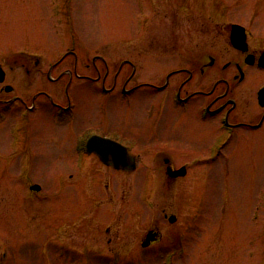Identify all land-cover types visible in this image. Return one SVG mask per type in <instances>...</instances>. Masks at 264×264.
Segmentation results:
<instances>
[{
  "label": "rangeland",
  "instance_id": "rangeland-1",
  "mask_svg": "<svg viewBox=\"0 0 264 264\" xmlns=\"http://www.w3.org/2000/svg\"><path fill=\"white\" fill-rule=\"evenodd\" d=\"M153 12L177 17L178 33H185L186 17L200 29L222 30L241 21L264 43V0H0L2 64L11 69L28 63L26 51L41 54L46 70L47 60L62 55L67 54L65 67L72 62L64 79L71 101L61 100L65 111L59 118L47 111L41 126L34 122L21 133L9 131L15 121L0 122V258L9 245L19 250L10 264H167L166 253L180 245L185 252L177 249L171 264H264V130L238 133L216 157L213 149L166 150L178 162L191 161L187 176L172 179L176 170L169 176L155 160L156 150L131 146L138 144L141 122L161 114L153 96L143 90L127 96L106 92V75L80 77L100 73L84 63H117L126 46H137ZM167 71L154 64L138 69L143 78ZM10 79L16 91L28 92L20 68L10 70ZM240 90L248 101L249 87ZM167 123L184 136L216 134L211 121L199 123L190 115L172 114ZM93 130L130 143L139 154L137 168L115 171L92 155L88 170L79 171L73 161L77 142ZM20 163L27 166L26 179L43 186L38 196H25ZM150 229L159 239L145 249L142 240Z\"/></svg>",
  "mask_w": 264,
  "mask_h": 264
},
{
  "label": "flooded vegetation",
  "instance_id": "flooded-vegetation-1",
  "mask_svg": "<svg viewBox=\"0 0 264 264\" xmlns=\"http://www.w3.org/2000/svg\"><path fill=\"white\" fill-rule=\"evenodd\" d=\"M152 1L154 5L156 0ZM172 11H175L174 5ZM173 16L155 17L153 12V17L147 21L145 19L137 46H126L125 56H122L119 62L112 63L106 58L100 64L96 60L88 61L84 65L94 68V71L99 70L100 73L80 76L84 79H98V75H106L102 87L106 92L117 91L127 96L129 93L143 90L148 97L153 96L154 102H158L161 108V114L153 122L142 121L138 144H129L132 147L136 144L135 147L156 150L155 160L157 162L160 160L158 165L164 166V171L169 176L174 173L171 172L172 168L177 171L187 166L189 171L191 161L178 162L175 158L165 156L164 152L168 149L191 146L210 151L217 145L221 151L224 145L238 133L240 136L252 131L264 130V78L258 77L263 74L258 71L264 72V43L254 40V37L258 36L255 30L241 21H231L222 30L207 27L200 29L196 27V19L186 17L184 18L185 33H178L177 17ZM237 23L246 27V30L241 29V33L246 32L244 39L241 35L235 38L233 36V25ZM184 37H187L185 44L182 43ZM223 43L228 46L231 56H226ZM26 53L30 56V61L22 62L18 66L12 65L11 69H8L7 64L0 62L4 69V73L0 72V77L2 75L4 77L0 80V122L15 121L9 126V131L12 133H21L24 129L29 131L34 122L37 126H41L47 119V111H51L53 116L59 118L65 111L61 100L67 96L71 101L70 86L66 88L64 79L72 62L68 64V68L65 67L63 61L67 57L62 55L57 62L47 60L49 66L46 70L41 54L28 53V51ZM153 64L157 70L168 69V71L160 78L155 77V74L147 78L141 77L138 72L140 66L150 69ZM72 66L80 65L74 62ZM19 68L26 78L28 89L26 94L16 91V85L10 79V70ZM55 70L56 74H54ZM102 70L105 72L102 73ZM258 81L261 84L256 89L255 85ZM245 84L249 87L248 101L244 97L245 94L241 95L240 90ZM243 99L246 101L243 102ZM177 113L190 115L194 120H199V123L211 121L216 125L215 137L211 138L208 134L204 137L200 134L184 136L185 133L181 128H175L171 123H167V119ZM223 131H226V135L219 136ZM94 134L110 137L124 144L136 158L138 165L139 154H134L131 146L121 137L111 132L93 130L87 131L82 140L77 142V153L73 161L79 171L87 169L89 157L92 155L105 164L97 152L89 150L88 142ZM21 163L20 171H23V175L19 179L21 188L24 186L25 196L30 198L33 195L38 196L42 193L43 186L26 179L27 166ZM106 166L119 172L135 170L118 169L113 164ZM176 171L177 176L171 177L172 179L185 177L188 174L187 172L185 175H179ZM17 181L19 182L18 179ZM150 230L156 234L145 249L159 239V232L156 229ZM148 234L142 243L148 239ZM175 249L179 248L175 247ZM17 251H19L17 248L9 245L0 258V264H10ZM60 253L63 256V252Z\"/></svg>",
  "mask_w": 264,
  "mask_h": 264
},
{
  "label": "water",
  "instance_id": "water-1",
  "mask_svg": "<svg viewBox=\"0 0 264 264\" xmlns=\"http://www.w3.org/2000/svg\"><path fill=\"white\" fill-rule=\"evenodd\" d=\"M234 26V38L242 37L245 38L246 33H241V29L245 30V27L239 24ZM235 40V39H234ZM0 72L4 73L2 66L0 64ZM3 75L0 77V80H3ZM102 144V145H100ZM89 150L97 152L100 157L107 163H113L118 168L124 169H134L137 166L136 159L130 155L128 148L116 140L108 139L100 135H94L89 141ZM116 156V157H114ZM112 157V158H111ZM177 174L183 175L186 174L187 168L183 167L176 171ZM177 216L172 215L170 217L171 221H176ZM155 233L151 231L148 235V239L144 242V245L149 244V241L153 239Z\"/></svg>",
  "mask_w": 264,
  "mask_h": 264
},
{
  "label": "bare ground",
  "instance_id": "bare-ground-1",
  "mask_svg": "<svg viewBox=\"0 0 264 264\" xmlns=\"http://www.w3.org/2000/svg\"><path fill=\"white\" fill-rule=\"evenodd\" d=\"M67 55H65V57H66ZM95 135V134H94ZM94 135H92L90 138H92ZM101 136V135H100ZM104 137V136H103ZM105 138H108V139H112V138H110V137H105ZM232 139V138H231ZM113 140V139H112ZM233 140V139H232ZM232 140H230L231 142H232ZM21 141V140H20ZM229 141V142H230ZM122 145H124V144H122ZM226 145V144H225ZM224 145V146H225ZM125 146V145H124ZM129 151V150H128ZM130 153V152H129ZM130 155H132L131 153H130ZM133 156V155H132ZM114 157H116V156H114ZM112 158V157H111ZM100 159H101V157H100ZM106 165L107 164H113L112 162L111 163H107V162H105L103 159H101ZM114 165V164H113ZM115 166V165H114ZM118 168V167H117ZM118 169H124V168H118ZM146 238V237H145ZM147 238H148V236H147ZM145 240V239H144ZM147 240V239H146Z\"/></svg>",
  "mask_w": 264,
  "mask_h": 264
}]
</instances>
